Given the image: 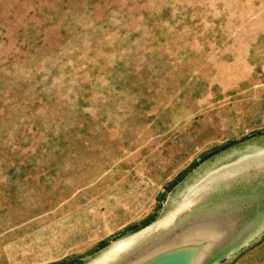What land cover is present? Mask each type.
<instances>
[{
    "label": "rangeland",
    "instance_id": "rangeland-1",
    "mask_svg": "<svg viewBox=\"0 0 264 264\" xmlns=\"http://www.w3.org/2000/svg\"><path fill=\"white\" fill-rule=\"evenodd\" d=\"M249 208L210 264H264V0H0V264H140Z\"/></svg>",
    "mask_w": 264,
    "mask_h": 264
},
{
    "label": "water",
    "instance_id": "water-1",
    "mask_svg": "<svg viewBox=\"0 0 264 264\" xmlns=\"http://www.w3.org/2000/svg\"><path fill=\"white\" fill-rule=\"evenodd\" d=\"M260 214L254 208H249L242 213H229L230 218L222 224L210 222L193 230L185 229L181 236L175 234L164 242L148 247L149 257L140 264H210L216 251L228 244V240L240 230L248 217ZM174 242H177L176 245Z\"/></svg>",
    "mask_w": 264,
    "mask_h": 264
},
{
    "label": "crops",
    "instance_id": "crops-1",
    "mask_svg": "<svg viewBox=\"0 0 264 264\" xmlns=\"http://www.w3.org/2000/svg\"><path fill=\"white\" fill-rule=\"evenodd\" d=\"M191 167V166H190ZM190 167L185 170H183L182 172H180L177 176H175L172 180H168V182L164 183V192L162 194L161 193H158L156 195V204L157 203H160V200L163 199L164 195L170 193L180 182H182L184 180V178L190 173ZM172 213V212H171ZM146 226V225H145ZM132 233H134L132 231ZM105 246V245H104ZM101 248V246H100Z\"/></svg>",
    "mask_w": 264,
    "mask_h": 264
},
{
    "label": "trees",
    "instance_id": "trees-1",
    "mask_svg": "<svg viewBox=\"0 0 264 264\" xmlns=\"http://www.w3.org/2000/svg\"><path fill=\"white\" fill-rule=\"evenodd\" d=\"M211 154H213V152H211Z\"/></svg>",
    "mask_w": 264,
    "mask_h": 264
}]
</instances>
